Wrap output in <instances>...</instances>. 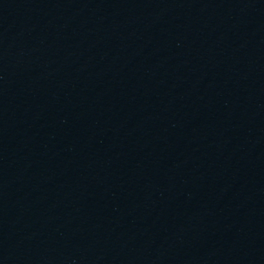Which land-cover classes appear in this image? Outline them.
<instances>
[{
	"label": "water",
	"instance_id": "obj_1",
	"mask_svg": "<svg viewBox=\"0 0 264 264\" xmlns=\"http://www.w3.org/2000/svg\"><path fill=\"white\" fill-rule=\"evenodd\" d=\"M0 264H264V0H0Z\"/></svg>",
	"mask_w": 264,
	"mask_h": 264
}]
</instances>
